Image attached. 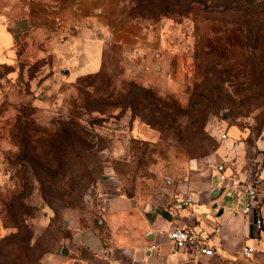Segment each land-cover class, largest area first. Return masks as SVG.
I'll return each mask as SVG.
<instances>
[{
    "label": "rangeland",
    "instance_id": "rangeland-1",
    "mask_svg": "<svg viewBox=\"0 0 264 264\" xmlns=\"http://www.w3.org/2000/svg\"><path fill=\"white\" fill-rule=\"evenodd\" d=\"M124 2L155 48L126 56L113 44L97 72L0 99V264H72L84 230L127 242L101 194L173 201L223 157L222 131L246 145L263 135L264 0Z\"/></svg>",
    "mask_w": 264,
    "mask_h": 264
},
{
    "label": "crops",
    "instance_id": "crops-1",
    "mask_svg": "<svg viewBox=\"0 0 264 264\" xmlns=\"http://www.w3.org/2000/svg\"><path fill=\"white\" fill-rule=\"evenodd\" d=\"M18 0L0 5V99L12 102L32 99L39 84L99 71L109 46L117 44L124 55H143L155 48L143 28L128 13L124 0ZM40 94V93H39ZM235 133V132H234ZM240 163L259 160L262 225L243 214L212 212L220 201V179L215 172L203 179L181 181L168 196L143 202L135 195L110 191L100 195L106 215L112 217V236L128 240L105 244L95 229L73 238L72 264H264V131L250 145L228 138L218 149ZM258 151L255 157L254 151ZM239 163V165H240ZM0 170V183L3 181ZM117 179L107 183L116 188ZM181 199H190L182 205ZM196 218L197 228L210 232L214 220L221 222L213 241L216 253L200 259L171 251L168 232L175 224ZM0 225V236L3 234ZM254 247L249 257L240 248Z\"/></svg>",
    "mask_w": 264,
    "mask_h": 264
},
{
    "label": "built area",
    "instance_id": "built-area-1",
    "mask_svg": "<svg viewBox=\"0 0 264 264\" xmlns=\"http://www.w3.org/2000/svg\"><path fill=\"white\" fill-rule=\"evenodd\" d=\"M218 138L223 142L228 139V135L222 131ZM230 151L232 155L229 157L211 156L206 159L207 173L217 174L221 189L220 201L213 204L211 210L215 214L225 211L230 215L240 213L248 216L252 223L261 226L262 177L259 172V160L252 158L240 163L235 148L231 147ZM190 202V199L180 201L182 205H188ZM196 223V218L192 217L185 223L173 225L168 232L172 252L183 253L195 259L216 253V244L213 239L218 234L221 222L214 220L210 232L197 228ZM240 251L244 256L249 257L254 247L244 244Z\"/></svg>",
    "mask_w": 264,
    "mask_h": 264
},
{
    "label": "water",
    "instance_id": "water-1",
    "mask_svg": "<svg viewBox=\"0 0 264 264\" xmlns=\"http://www.w3.org/2000/svg\"><path fill=\"white\" fill-rule=\"evenodd\" d=\"M61 251H62L63 253H65V252H66V248L63 247Z\"/></svg>",
    "mask_w": 264,
    "mask_h": 264
}]
</instances>
